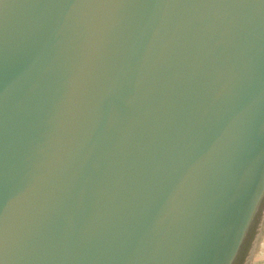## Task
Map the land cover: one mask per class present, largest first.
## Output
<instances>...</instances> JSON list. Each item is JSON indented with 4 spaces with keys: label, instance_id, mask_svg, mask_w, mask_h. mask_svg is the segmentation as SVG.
<instances>
[{
    "label": "water",
    "instance_id": "water-1",
    "mask_svg": "<svg viewBox=\"0 0 264 264\" xmlns=\"http://www.w3.org/2000/svg\"><path fill=\"white\" fill-rule=\"evenodd\" d=\"M264 207V0H0V264H236Z\"/></svg>",
    "mask_w": 264,
    "mask_h": 264
},
{
    "label": "rangeland",
    "instance_id": "rangeland-1",
    "mask_svg": "<svg viewBox=\"0 0 264 264\" xmlns=\"http://www.w3.org/2000/svg\"><path fill=\"white\" fill-rule=\"evenodd\" d=\"M258 219H257L258 226L256 230L254 231V228L251 230L248 236V239L245 243V246H244V249H245L247 245L250 243L249 249L247 251L248 252L247 256H245V260L247 258L248 264H263L264 263V261L262 263L260 262L264 258L263 253H262V250L264 248V211H262ZM245 260L243 264H246Z\"/></svg>",
    "mask_w": 264,
    "mask_h": 264
},
{
    "label": "crops",
    "instance_id": "crops-1",
    "mask_svg": "<svg viewBox=\"0 0 264 264\" xmlns=\"http://www.w3.org/2000/svg\"><path fill=\"white\" fill-rule=\"evenodd\" d=\"M262 211H264V207H263V209H262ZM262 211H261V213H262ZM261 213H260V215H261ZM259 220V219H258ZM257 226H258V221H257V223H256V225H255V227H254V231L256 230V228H257ZM259 229V228H258ZM254 231H253V233H254ZM253 235V234H252ZM249 245H250V243L247 245V247L242 251V253H241V255H240V257H239V259H238V261H237V263L236 264H243L244 263V260H245V256H247V251H248V249H249ZM262 253H263V257H264V248H263V250H262ZM264 261V258L260 261L261 263ZM245 262H246V264H248V260H247V258H246V260H245ZM264 264V263H263Z\"/></svg>",
    "mask_w": 264,
    "mask_h": 264
}]
</instances>
